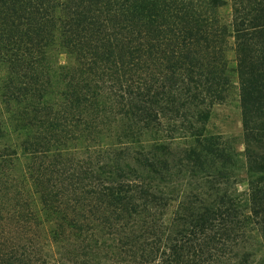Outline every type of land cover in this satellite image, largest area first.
<instances>
[{
  "label": "trees",
  "instance_id": "16d2710c",
  "mask_svg": "<svg viewBox=\"0 0 264 264\" xmlns=\"http://www.w3.org/2000/svg\"><path fill=\"white\" fill-rule=\"evenodd\" d=\"M0 68V264H264V0H0Z\"/></svg>",
  "mask_w": 264,
  "mask_h": 264
},
{
  "label": "rangeland",
  "instance_id": "374dc122",
  "mask_svg": "<svg viewBox=\"0 0 264 264\" xmlns=\"http://www.w3.org/2000/svg\"><path fill=\"white\" fill-rule=\"evenodd\" d=\"M229 13V8L223 10V14L227 16ZM58 57L62 63L67 60L65 53H59ZM3 74L0 68V76ZM211 126L215 131L223 133L227 137L234 138L236 147L240 150L243 149L242 144V129L240 121V108L237 96V88L232 87L231 94L226 103L218 104L215 106V110L211 119ZM260 255H257L259 258Z\"/></svg>",
  "mask_w": 264,
  "mask_h": 264
}]
</instances>
